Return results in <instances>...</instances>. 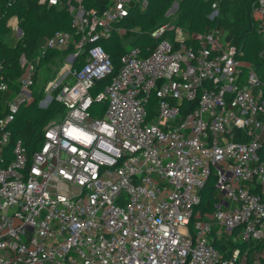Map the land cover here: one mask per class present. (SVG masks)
<instances>
[{
	"label": "built area",
	"instance_id": "built-area-1",
	"mask_svg": "<svg viewBox=\"0 0 264 264\" xmlns=\"http://www.w3.org/2000/svg\"><path fill=\"white\" fill-rule=\"evenodd\" d=\"M110 1L101 16L85 13L82 0L69 4L83 36L78 52L108 37L133 5H147ZM178 9L167 16L176 20ZM9 26L18 43V22ZM153 36L161 42L151 54L129 49L96 99L92 89L114 70L101 46L86 50L62 86L48 81L40 107L55 98L65 110L32 154L13 142L9 125L33 99L43 56L66 51L73 36L58 32L23 53L15 88L0 61V264H264L263 84L237 59L228 32L193 41L170 21ZM95 102L106 104L100 116L91 114ZM212 176L222 199L210 218L193 222Z\"/></svg>",
	"mask_w": 264,
	"mask_h": 264
},
{
	"label": "trees",
	"instance_id": "trees-1",
	"mask_svg": "<svg viewBox=\"0 0 264 264\" xmlns=\"http://www.w3.org/2000/svg\"><path fill=\"white\" fill-rule=\"evenodd\" d=\"M146 1L145 8L138 3L133 5L127 16L115 22L108 37L99 41L84 44L78 52L73 69H79L84 64L85 52L93 46H101L109 55L113 63V74L98 81L92 89L95 97L103 92L112 82L114 76L121 68V59L129 49H137L146 57L158 46L161 39L153 36L155 30L164 23L170 22L168 11L175 2L180 1L178 17L175 24L183 28L193 41L198 35H205L208 31L219 29L229 33V41L238 48L237 59L245 66H250L260 78L264 91V25L254 18V10L258 0H140ZM71 6L79 7L75 0H63L62 8H46L37 1L32 0H1L0 7V61L4 64L5 73L10 79L11 88L17 87L16 80L20 79L23 71L19 65L20 56L35 54L39 42L43 38H51L58 32L69 33L74 42L66 51H49L41 59L39 69L48 70L58 60L66 59L75 53L76 45L82 41V34L77 32L73 24V14L69 11ZM110 0H82L81 8L85 13H94L101 16L110 6ZM217 4L218 14L211 19L215 12L213 5ZM16 20L22 29L23 36L15 46L6 41L11 33L10 22ZM169 38L173 39L170 34ZM163 39V38H162ZM174 41V39H173ZM45 75V74H44ZM43 75V76H44ZM40 76L39 80L42 81ZM51 81L53 79H46ZM39 83L31 87L33 99L20 106L14 121L9 125L12 131L13 142L21 140L29 153L32 154L42 147L43 129L49 121L55 119L65 110L55 98L47 108H41L39 103L44 97L43 89L38 88ZM60 88L54 92V97ZM106 108L105 103L95 102L91 108L93 116H100ZM149 110L152 112V103ZM11 151V150H10ZM260 160L264 162V147L259 152ZM216 178L212 176L201 192V203L196 209L193 222L210 218L216 203L221 200L218 192ZM215 246L220 249L221 245Z\"/></svg>",
	"mask_w": 264,
	"mask_h": 264
},
{
	"label": "rangeland",
	"instance_id": "rangeland-1",
	"mask_svg": "<svg viewBox=\"0 0 264 264\" xmlns=\"http://www.w3.org/2000/svg\"><path fill=\"white\" fill-rule=\"evenodd\" d=\"M178 2H180V1H178ZM169 20L176 22L175 17H172ZM258 20L262 23V25H264V18L259 17ZM12 34H13V36L11 35L12 37L7 39L6 41L11 46H15L17 42L14 39L16 37V36L14 37V35H15L14 28L12 29ZM262 40L264 42V36H263ZM76 54H78V50L75 53H73L74 56H76ZM73 64L74 63L69 61V56H68L66 59L58 60L56 63H54L52 66H50V68H48V70H46V71H44L42 69H39V71H40L39 72V77L43 76L44 74L45 75L42 77V81L39 83L38 88L39 89H41V88L43 89V87L46 86V84L48 83V81L45 80L46 77H47V79H53L54 80V85L55 84H61V86H62V81L65 78V76H67L69 74V72L71 71V69L73 67ZM38 80H39V78H38ZM70 80L72 81V77H70ZM6 99H7V101L12 100L11 97H7ZM221 199H222V196H221Z\"/></svg>",
	"mask_w": 264,
	"mask_h": 264
},
{
	"label": "water",
	"instance_id": "water-1",
	"mask_svg": "<svg viewBox=\"0 0 264 264\" xmlns=\"http://www.w3.org/2000/svg\"><path fill=\"white\" fill-rule=\"evenodd\" d=\"M179 5H180V2H175L174 4H173V6H172V8L168 11V13H167V15H170L173 11H174V9L176 8H179ZM81 13H83V11L81 12ZM18 36L19 37H22V35H23V31H22V29H18ZM77 55L76 56H70V58H69V61H71L72 63H74L75 62V60L77 59ZM49 101L51 102L52 101V99H49ZM261 101V100H260ZM41 108H46V105H43Z\"/></svg>",
	"mask_w": 264,
	"mask_h": 264
},
{
	"label": "crops",
	"instance_id": "crops-1",
	"mask_svg": "<svg viewBox=\"0 0 264 264\" xmlns=\"http://www.w3.org/2000/svg\"><path fill=\"white\" fill-rule=\"evenodd\" d=\"M10 29H11V28H10ZM18 34H19V33H18ZM11 35L13 36V34H12V29H11V33H10V35H9V38L12 37ZM17 36H18V35H17ZM14 37H15V36H14ZM18 37H19V36H18ZM14 39L16 40V37H15ZM46 81H47V80H46Z\"/></svg>",
	"mask_w": 264,
	"mask_h": 264
}]
</instances>
